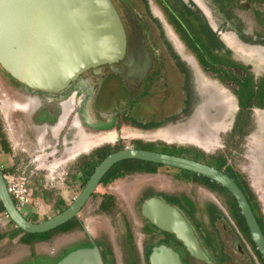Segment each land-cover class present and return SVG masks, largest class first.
Here are the masks:
<instances>
[{"label":"flooded vegetation","instance_id":"af4514ba","mask_svg":"<svg viewBox=\"0 0 264 264\" xmlns=\"http://www.w3.org/2000/svg\"><path fill=\"white\" fill-rule=\"evenodd\" d=\"M112 1L119 12L127 35L125 57L116 63L105 64L97 69H89L74 81L69 89L63 92L50 93L25 88L22 96L27 103L21 105L24 110L20 111L25 113L22 120L24 125L21 133L22 152L17 153L12 147V143L9 142L10 151L7 153L13 157L8 164L11 171L10 175L29 173L44 175L47 174L48 169H51V166H55V169L51 170L56 172V158L62 160L58 162V166L62 165L69 160V157L64 158L66 153L77 145L78 147L86 145L83 148V151L86 152H80L78 156L74 157L73 162L68 165L65 164V166L67 165L66 175L87 174L84 170L88 168L83 169L82 165L79 166V164L85 160H91L90 154L97 149H113L110 153L112 154L124 148H138L137 145H140L138 140L142 139H135L128 145L123 141L122 131L125 121L128 122V125L145 132H154V130L161 128L163 126L161 120L142 118L135 113L141 110V103L145 97L152 95L156 89L159 91L164 82L174 80L177 75L181 77V86L176 82L168 83L167 87L163 89V97L175 96L178 88L181 87L183 97L181 111L186 115L194 111L198 96L195 86L196 75H202L201 73L214 78L219 91H221V87L231 90L237 99L238 111H253L257 108L264 110V73L255 76L252 72L253 63L234 57L232 52L237 45H246L251 50L248 55H260L264 60V0ZM153 2L159 9L153 8ZM177 21L188 31H190L189 21L197 25L198 28L206 24L212 32L213 50H206L202 45H195L182 38L177 27ZM155 28L161 32L164 42L156 41L153 35ZM166 30L168 33L170 32L173 44L166 39ZM182 40L187 46L195 49L197 56L190 55V58L187 59L181 58L177 54L176 49L179 52V49H183L182 47L186 49L182 45ZM162 44L165 46V52L163 51L164 48L161 47ZM166 53L169 56H166ZM251 87H254L255 93L252 100L246 102L248 106L245 107L241 97L244 91L248 96ZM144 107L142 106V108ZM154 108L156 110V107ZM234 127L235 123L233 129ZM89 134L94 136L100 134L101 137H97L99 142L85 141L84 139L88 138ZM110 134H115V138H108L112 137ZM77 137H81L83 141L76 145ZM10 140L13 141V138ZM143 141L146 145L149 143L160 145L161 142H165L168 145L167 149L173 152H175L174 148L179 146H183L184 152L190 151L192 153L195 150L194 146L180 145L172 141L166 142L163 139L152 138ZM44 142L46 145L42 146ZM91 146L94 148L89 149ZM41 151L42 153L38 155ZM168 154L190 158L210 165L207 160V156L210 154H206V157H202L200 160L191 156ZM218 154L219 152L215 153V156ZM224 154L228 157L226 153ZM18 156H20V161H18ZM39 158H42V161L35 164ZM228 164L234 171L239 172L229 162ZM161 167L173 169L175 172L172 174H162L174 177L180 175V169H182L163 165L159 166L155 172H131L124 177L159 174ZM111 169L113 170V167L109 170ZM114 170L120 173L118 168ZM197 185L210 194L224 197L226 202L227 195L222 194L219 189H210L200 183ZM250 187L253 190L251 185ZM104 194L112 193L105 192ZM184 195L196 202L186 193L158 191L143 196L141 209L144 201L153 196L162 197L168 203L180 207L173 199L181 198ZM115 200L117 202L116 196ZM209 203L215 204L213 201H207L205 206ZM241 236L247 241L243 234ZM233 237L235 238L233 243L237 244L235 248L244 252L240 237L238 238L236 235ZM200 242L212 260L219 264L213 255L206 250L203 242L201 240ZM180 251H182L180 254L184 264H198V261L207 264L189 256L188 259H184L185 251L182 248Z\"/></svg>","mask_w":264,"mask_h":264},{"label":"rangeland","instance_id":"374dc122","mask_svg":"<svg viewBox=\"0 0 264 264\" xmlns=\"http://www.w3.org/2000/svg\"><path fill=\"white\" fill-rule=\"evenodd\" d=\"M152 6L155 10L159 9L154 2ZM153 32L156 41L164 42L158 28H155ZM169 33L167 30L165 31L166 39L173 44ZM182 45L186 49L184 47L179 49L181 53L176 49L181 58L188 59L190 55L197 56L195 49L187 46L183 40ZM242 46L237 45L234 47V51H232L234 57L245 62H252V72L255 76H260L264 73V60L260 55H248L251 50L246 45ZM161 47L164 48L163 51L165 52V46L162 44ZM166 56H169V54L166 53ZM201 74L203 76L196 75L195 86L198 96L194 111L191 114L186 115L181 111L183 105L181 87L178 88L175 96L163 97V89L167 87L168 83L176 82L181 86V77L177 75L174 78L175 81L164 82L159 91L156 89L152 95L145 97L141 103L145 107L142 108L141 106V110L135 113L142 118L161 120L163 126L154 130V132H145L142 129L128 125V122L125 121L122 131L123 141L128 145L135 139L147 141L155 138L166 140V142L172 141L180 145L194 146L206 154L226 153L228 162L237 171L241 172L252 186L264 214V110L257 108L252 111V122L248 128L250 132L244 136L238 146H234L236 139H240L239 135L235 137L230 135L239 112L237 99L229 89L221 87V91H219L214 78L212 79L204 73ZM25 88L24 85L11 78L0 66V118L7 140L12 143V147L15 148L17 153L22 152L21 148L23 146L21 133L25 113H21L24 110L21 105L27 103L22 96ZM154 107H156V110H154ZM93 136L89 134L88 138L86 137L84 140L87 142L94 141V143L99 142L97 137H101V135ZM111 136L108 138H115V134ZM10 138H13V141ZM81 141L83 139L77 137L75 144L77 145ZM43 145H46V143L44 142ZM85 146L78 147L77 145L70 152H67L64 158L69 157V160L60 166H58V162L62 160L56 158V172H52L55 166H51L52 170L48 169L47 174L44 175L36 173L12 175L18 180H22L25 176L27 185L36 181L39 186L55 193V196L49 200L42 197L34 198L33 203L22 210L28 219H31L33 213H37L38 222L50 218L55 215L54 204L58 196H62L68 204H71L80 194L82 191L81 181L66 175V166L73 162L74 157L78 156L80 152H86L83 151ZM137 147L151 148L146 143H140ZM91 148L94 147L91 146L89 149ZM41 153L42 151L38 155ZM12 158L10 153L4 151L0 143V164L8 166ZM123 161L125 160L117 162V165L114 164L112 167L116 166L114 168L116 169L124 164ZM40 162L37 161L35 164ZM65 164L67 165L65 166ZM174 172L173 169L161 167L159 174L133 175L105 184L100 183L79 213V218L88 232L84 228L76 229L56 235L53 239L44 241V244L36 243L33 246L18 242V237L14 240L5 238L0 242V264L55 263L59 257L68 251L91 246L93 240L103 245L111 264H127L125 258L128 250L126 243L127 227L132 230L134 242L140 254V264H148L145 259L146 246L155 245L168 237L157 230H154L153 233L146 232L145 227L150 225L141 213L143 196L158 191L182 192L189 194L196 200L200 208L197 213L198 219L211 230H215L216 235L219 237L224 257L223 264H261L250 244L244 238L242 239V232L231 217L225 198L208 193L196 183L186 181L180 177L162 174H172ZM29 185L28 187L32 192V185ZM105 192H110L117 197L118 210L114 215L98 211L102 195ZM207 201H213L227 216V219L217 220L214 228L210 225L208 216L201 212ZM12 227L13 225L8 216L1 214L0 230H9ZM234 235L238 238L241 236L244 252L235 248L237 244L233 243ZM205 248L209 253H213L207 246ZM109 250L113 252L114 257L111 258ZM184 254V259L190 257L185 252ZM197 263L202 264L199 261Z\"/></svg>","mask_w":264,"mask_h":264},{"label":"water","instance_id":"95a60500","mask_svg":"<svg viewBox=\"0 0 264 264\" xmlns=\"http://www.w3.org/2000/svg\"><path fill=\"white\" fill-rule=\"evenodd\" d=\"M126 52V31L112 0H0V66L33 91L63 92L89 69L116 63ZM125 159L186 169L225 186L235 196L264 257V232L239 184L223 170L182 156L140 148L116 151L96 167L80 194L64 211L39 222L28 219L17 206L0 165V199L15 225L28 233L47 232L79 217L104 175ZM141 210L156 227L174 234L191 257L217 264L204 250L180 207L153 196L144 201ZM149 261L150 264H184L180 252L166 243L152 248ZM36 264L106 263L100 246L93 240L91 246L72 250L55 263Z\"/></svg>","mask_w":264,"mask_h":264},{"label":"trees","instance_id":"16d2710c","mask_svg":"<svg viewBox=\"0 0 264 264\" xmlns=\"http://www.w3.org/2000/svg\"><path fill=\"white\" fill-rule=\"evenodd\" d=\"M186 18V16H185ZM196 18V17H195ZM177 27L180 32V35L182 38H184L187 41H190L192 43L202 45L203 48L206 50H213L214 44H213V37L211 36L212 32L209 30L206 24L202 27H197V25H194L191 21H189V30H186L181 24L177 21ZM9 75V74H8ZM10 76V75H9ZM11 77V76H10ZM12 78V77H11ZM15 80V79H14ZM17 81V80H16ZM18 82V81H17ZM19 83V82H18ZM20 84V83H19ZM22 85V84H21ZM26 87V86H25ZM261 92V89H259ZM255 91L254 87L250 88V91L248 93V96L245 94V91L243 92V96L241 97V100L243 101V104L245 107L247 101H251L253 98ZM264 93V92H263ZM252 122V111H247V110H241L237 114L236 122H235V127L233 131L231 132V136L235 137L236 135H239L240 139H236L234 146H238V144L242 141L244 136L249 132L250 129L249 126ZM139 143H145L143 140H138ZM0 143L2 144V148L4 149L5 152L10 151L9 147V141L7 140V136L4 132V127L3 123L0 118ZM230 141L228 142L229 146ZM158 144V143H155ZM148 146L151 148H142V149H149V150H155V151H161V152H166V153H175L178 155H184V156H191L192 158H195L197 160H200L202 157H206V153L202 151L199 148L195 147L194 152L190 153L184 152L183 146H179L174 148L175 152L169 151L168 145L165 142H161L160 145H154V143H149ZM141 148V147H138ZM113 149H97L96 151L92 152L90 154V157L92 158L91 160L88 161H83L79 164L82 165V168H88L87 170H84L87 174L83 175H77V176H71L75 180H80L81 181V186L82 189L93 174L95 167L97 164H99L106 155H109ZM18 161H20V156H18ZM218 158L217 160L214 161V159ZM208 163L220 170L225 171L228 175H230L242 188L246 196L248 197V200L251 204V207L256 215V218L264 232V214L262 212L261 204L260 201L258 200L256 194L253 192L251 189L248 181L246 180L245 176L241 172H236L233 170L232 167L229 166L228 164V159L224 152H219L217 156L215 154H210L207 156ZM91 161V162H90ZM124 164H121L117 168L120 170V173H117V171L109 170L104 177L102 178V183H109L110 181H113L118 178L124 177L126 174L131 173V172H155L157 171L159 166H163L162 164L159 163H153L149 161H144V160H139V159H126L123 161ZM117 165V164H116ZM2 170L5 175H10L11 171L8 166H2ZM113 171V172H112ZM115 172V173H114ZM180 175H177L176 177H180L186 181L193 182V183H200L203 184L204 186L210 188V189H219L222 194L227 195V207L228 210L231 214V217L235 221L236 225L239 227L240 231L242 234L245 236L247 241L252 247V250L254 254L257 256L259 262L261 264H264V257L260 253V251L257 248V245L251 235L250 229L246 223L245 217L241 211V208L235 198V196L222 184L218 183L217 181L210 179L206 176H203L201 174L189 171V170H184L180 169ZM19 175V174H15ZM43 175V174H41ZM29 185V183H28ZM32 198L36 197H42L45 200H49L50 198L55 196V193L51 190H47L43 186H39L38 182L34 181L32 184ZM29 185V186H30ZM39 187H38V186ZM177 198V197H176ZM177 204L180 205L181 210L184 212L188 220L191 222L192 226L194 227L199 239L203 242L205 246L210 248L213 253L214 259H216L219 264H223V255H222V248H221V243L220 240L218 239L219 237L216 235L215 230H211L205 223L200 221L198 219L197 213L199 212L200 208L197 202L192 201L190 197L187 196H182L181 198L173 199ZM17 204V202H16ZM70 204L67 203V201L62 197L58 196L55 204H54V210H55V215L64 211ZM117 202L115 200V196L112 194H104L102 195V200L100 202L98 211L99 212H104L106 214H111L114 215L118 208H117ZM201 212L205 215L208 216L210 225L215 227V223L217 220L221 219H227V216L219 208L218 205L209 203L207 204ZM1 214H6V209L0 199V215ZM24 214V213H23ZM25 215V214H24ZM26 216V215H25ZM9 218V217H8ZM32 221L38 222V216L37 213H33L32 217H30ZM49 218V217H48ZM46 218V219H48ZM45 219V220H46ZM11 224L13 227L9 230H0V242L5 239L9 238L10 240H14L15 238L18 237V242L26 244V245H35L38 242H44V241H49L53 239L56 235H59L61 233H67L74 231L76 229H83L84 226L80 220L79 217H74L70 221L58 226L57 228L43 232V233H28L25 232L23 229L15 225V223L9 218ZM148 224L150 226L145 227V231L148 233H153L154 230L160 231L164 234H166L168 237L166 239H163L161 242L155 244V245H147L145 249V259L150 264L149 261V256L152 251L153 246H156L158 244L166 243L171 246H173L176 250L180 251V248L184 249L185 253L190 256V254L186 251V248L183 246L182 242L179 241L176 236L172 233L163 231L156 227L153 223H151L149 220ZM127 232H126V238H127V255H126V261L127 264H140V254L139 250L137 248L136 243L134 242V237L133 233L130 227H127ZM99 244L102 250V255L104 258V261L106 264H111V260L107 255V252L105 251L103 245L101 243ZM92 245V243H91ZM70 251L66 252L64 255L59 257L55 262L59 261L61 258H63L67 253ZM111 254V258L114 257L113 252L109 250ZM191 257V256H190Z\"/></svg>","mask_w":264,"mask_h":264},{"label":"built area","instance_id":"2783aa9c","mask_svg":"<svg viewBox=\"0 0 264 264\" xmlns=\"http://www.w3.org/2000/svg\"><path fill=\"white\" fill-rule=\"evenodd\" d=\"M5 177L8 182L9 190L15 202H17V206L21 210H24L33 203L32 192L27 185L25 176H23L24 178H22V180H18L12 175H5Z\"/></svg>","mask_w":264,"mask_h":264},{"label":"crops","instance_id":"0c3cea01","mask_svg":"<svg viewBox=\"0 0 264 264\" xmlns=\"http://www.w3.org/2000/svg\"><path fill=\"white\" fill-rule=\"evenodd\" d=\"M44 243H45V242H39V243H37V244H40V245H41V244H44Z\"/></svg>","mask_w":264,"mask_h":264},{"label":"bare ground","instance_id":"6f19581e","mask_svg":"<svg viewBox=\"0 0 264 264\" xmlns=\"http://www.w3.org/2000/svg\"><path fill=\"white\" fill-rule=\"evenodd\" d=\"M110 135H112V134H110ZM42 160V158L41 159H38V161H41ZM52 167H54V166H52Z\"/></svg>","mask_w":264,"mask_h":264}]
</instances>
